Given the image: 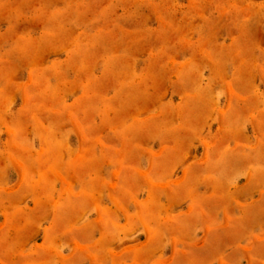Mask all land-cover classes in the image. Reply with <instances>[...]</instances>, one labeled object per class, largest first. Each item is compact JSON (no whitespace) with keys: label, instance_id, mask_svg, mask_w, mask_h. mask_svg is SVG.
Segmentation results:
<instances>
[{"label":"rangeland","instance_id":"1","mask_svg":"<svg viewBox=\"0 0 264 264\" xmlns=\"http://www.w3.org/2000/svg\"><path fill=\"white\" fill-rule=\"evenodd\" d=\"M0 264H264V0H0Z\"/></svg>","mask_w":264,"mask_h":264}]
</instances>
